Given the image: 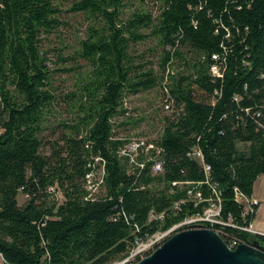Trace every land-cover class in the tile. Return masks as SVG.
Returning <instances> with one entry per match:
<instances>
[{"label": "trees", "instance_id": "1", "mask_svg": "<svg viewBox=\"0 0 264 264\" xmlns=\"http://www.w3.org/2000/svg\"><path fill=\"white\" fill-rule=\"evenodd\" d=\"M49 38L59 50L48 47ZM63 38H76L67 55ZM149 39L159 49L160 74L137 50ZM51 51L57 52L53 69ZM79 60L84 77L62 93L55 73L74 72ZM213 64L221 65V78L211 75ZM156 87L162 107L171 108L155 140L163 172L145 168L136 176L118 155L128 140L117 137L114 123L123 118L122 127L131 119L124 107L129 95ZM195 146L207 175L188 156ZM97 157L104 180L91 199L85 175ZM259 176L264 0H0L3 264H110L124 258L137 237L202 214L212 189L219 192L224 224L206 229L225 243L252 236L264 246V237L225 225L253 222L258 206L243 215L235 191L251 199ZM194 186L202 196L197 204L186 194ZM19 193L27 197L22 206ZM150 211L165 212L164 221H148Z\"/></svg>", "mask_w": 264, "mask_h": 264}, {"label": "built area", "instance_id": "2", "mask_svg": "<svg viewBox=\"0 0 264 264\" xmlns=\"http://www.w3.org/2000/svg\"><path fill=\"white\" fill-rule=\"evenodd\" d=\"M212 59L218 61L217 55H212ZM210 73L215 78H221V65L213 64L210 67ZM163 109L170 113V104H163ZM162 149L153 141H146L141 138L129 139L125 145L118 151V155L123 157L127 161L129 173L138 174L148 168L151 175L162 174L163 172V161L161 158ZM191 159L196 160L203 167L205 174L207 175L209 171V166L204 163L203 155L201 150L195 146L188 153ZM104 180V161L101 158H95L94 163L89 165V170L85 175V189L87 191V198L94 199L98 194ZM172 185H176L173 183ZM214 193V199L209 200V206L204 210L202 214H197L195 216L189 217L181 221L180 223L174 225L169 230L165 232H157L146 238L137 237L134 241L133 247L130 249L128 254L124 259L118 264H131L138 262L139 260L145 258L151 254L156 248H158L169 235L178 227H183L180 230L194 229V228H206L207 224L210 226L214 224H224L220 219V198L219 192L212 189ZM236 192V201L243 204V215H247L252 212L254 207H259V203L251 199H246L242 194ZM187 198L193 200L196 204L202 201V196L200 191L196 186L190 188L186 192ZM183 201H181L182 203ZM180 204L175 203L174 209H179ZM166 217L165 212L156 213L150 211L148 214V221H164ZM230 222V220H229ZM241 232L251 234L253 236L260 235L264 237V228L262 230H254L252 223L248 226H239L231 223H226ZM135 233L139 231L137 225H133ZM218 234V232H216ZM219 235V234H218ZM231 249L235 248L240 244H248L247 240H231L226 243Z\"/></svg>", "mask_w": 264, "mask_h": 264}, {"label": "rangeland", "instance_id": "3", "mask_svg": "<svg viewBox=\"0 0 264 264\" xmlns=\"http://www.w3.org/2000/svg\"><path fill=\"white\" fill-rule=\"evenodd\" d=\"M50 44H48L49 48H56L59 50L61 45L58 43L56 38H49ZM64 41L69 46L63 50L64 54H68L71 52L73 48H76L75 39L76 38H63ZM149 48L155 49L152 52L147 51ZM137 50L139 53L145 52V58L147 60H151V64L149 66L153 67L154 72L160 74L158 59H159V49L155 48V41L151 39L141 43ZM55 55L57 52L51 51L49 54L50 63L49 66L53 69L55 68L54 63L56 64L57 60ZM71 64L66 63L64 66H70ZM60 66V65H57ZM73 66H79L77 70L74 72H70L69 74L64 73H55L54 75V85L61 91L62 93H67L76 88V84H78L77 78L83 76L86 72V65L82 61H77V63H73ZM80 74V75H79ZM124 107L131 114V119L128 120V124L126 126L120 127L119 124L124 121L123 118H118L114 123V131L117 137L123 140H129L132 138H141L146 141L156 140L162 130L163 120L165 117L169 116V113L166 112L161 103V92L160 88L156 87L152 90H148L146 92H141L135 95H129L124 100ZM60 118V117H58ZM254 197L253 199L259 203V209L257 215V221L252 222V226L254 230H262L264 228V176H259L254 183L253 186ZM27 197L22 193H19L17 200L18 205L22 206ZM61 199V198H59ZM55 200V199H54ZM183 227L176 228L169 237L181 231ZM255 237H250L247 239L248 244L254 241ZM124 258H119L110 264H118ZM0 264H3L2 258L0 256Z\"/></svg>", "mask_w": 264, "mask_h": 264}, {"label": "water", "instance_id": "4", "mask_svg": "<svg viewBox=\"0 0 264 264\" xmlns=\"http://www.w3.org/2000/svg\"><path fill=\"white\" fill-rule=\"evenodd\" d=\"M131 264H264V246L255 239L231 249L213 230H181L151 254Z\"/></svg>", "mask_w": 264, "mask_h": 264}, {"label": "crops", "instance_id": "5", "mask_svg": "<svg viewBox=\"0 0 264 264\" xmlns=\"http://www.w3.org/2000/svg\"><path fill=\"white\" fill-rule=\"evenodd\" d=\"M253 197H254V191H253L252 198H253ZM259 208H260V207H259ZM259 208H258V209H259ZM257 213H258V210H257ZM257 213H256V214H257ZM256 221H257V215H256L255 219L253 220V222H256Z\"/></svg>", "mask_w": 264, "mask_h": 264}]
</instances>
